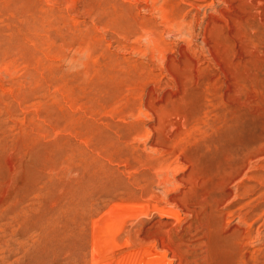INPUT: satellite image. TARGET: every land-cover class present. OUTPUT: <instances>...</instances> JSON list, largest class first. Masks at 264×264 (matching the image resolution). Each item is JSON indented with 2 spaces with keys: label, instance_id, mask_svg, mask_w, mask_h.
<instances>
[{
  "label": "rangeland",
  "instance_id": "rangeland-1",
  "mask_svg": "<svg viewBox=\"0 0 264 264\" xmlns=\"http://www.w3.org/2000/svg\"><path fill=\"white\" fill-rule=\"evenodd\" d=\"M152 4L0 0V264L264 253V0Z\"/></svg>",
  "mask_w": 264,
  "mask_h": 264
},
{
  "label": "bare ground",
  "instance_id": "bare-ground-1",
  "mask_svg": "<svg viewBox=\"0 0 264 264\" xmlns=\"http://www.w3.org/2000/svg\"><path fill=\"white\" fill-rule=\"evenodd\" d=\"M153 1V4H154V1L155 0H152ZM166 1V0H165ZM156 3V2H155ZM152 4V5H153ZM163 6V5H162ZM162 8V7H161ZM164 9V8H163ZM162 9V10H163ZM161 10V11H162ZM164 12V11H163ZM162 13V12H161ZM165 13H167V11L165 12ZM165 16V15H164ZM166 18V17H165ZM168 20H170V19H168ZM174 22V21H173ZM140 28V27H139ZM244 30V29H243ZM248 37V36H247ZM251 41V40H250ZM216 112V111H215ZM162 146V145H161ZM248 154V153H247ZM225 155V154H224ZM251 156V155H250ZM232 158V157H231ZM218 166V165H217ZM239 166V165H238ZM224 169V168H223ZM74 174V173H73ZM168 174V173H167ZM166 174V175H167ZM215 175V174H214ZM237 175V174H236ZM231 176V175H230ZM155 178V177H154ZM164 178H166V177H164ZM189 179V178H188ZM229 179V178H228ZM110 180V179H109ZM168 181V180H167ZM107 183V182H106ZM189 183V182H188ZM108 184V183H107ZM261 184V183H260ZM168 185V184H167ZM261 186V185H260ZM241 187V186H240ZM248 186H243V192L245 191H249L248 190ZM257 189V188H256ZM239 192V191H238ZM243 192H241L242 194H243ZM246 193H248V192H246ZM238 194V193H237ZM242 194H239V195H242ZM245 194V193H244ZM243 194V195H244ZM242 195V196H243ZM246 195V194H245ZM71 197V196H70ZM76 197V196H75ZM241 197V196H240ZM217 198V197H216ZM239 198V197H238ZM244 198V197H243ZM78 199V198H77ZM237 199V198H236ZM241 199V198H240ZM240 199H238V200H235L236 201V203H239L240 202ZM216 200V199H215ZM217 201V200H216ZM217 203H219V201L217 202ZM235 203V204H236ZM241 204V203H240ZM229 205V204H228ZM259 205V204H258ZM259 206H257L256 205V207H253L254 209L252 210L251 208V212H250V210H248V212H250V214H246V213H240L239 214V217L240 218H242V220H243V218L245 219V218H248L250 215H252L253 213H254V211L258 208ZM66 208V207H65ZM207 208V207H206ZM209 208V207H208ZM216 208V207H215ZM219 209V208H218ZM248 209V208H247ZM65 210V209H64ZM72 210H74V209H72ZM168 210H169V208H168ZM204 210V209H203ZM66 211V210H65ZM171 211V210H170ZM170 211H168L169 212V214H170ZM214 211H215V209H214ZM205 212V211H204ZM216 212V211H215ZM215 212H213V213H215ZM66 213V212H65ZM176 213V212H175ZM256 213V212H255ZM172 214V213H171ZM209 214V213H208ZM62 215V214H61ZM173 215V214H172ZM216 215V214H215ZM256 215V214H255ZM169 216H171V215H169ZM198 216V215H197ZM78 217V216H77ZM68 218H71V217H68ZM173 218V217H172ZM252 218H253V216H252ZM175 219V218H174ZM214 219H215V217H214ZM213 219V220H214ZM71 220V219H70ZM212 220V221H213ZM246 220V219H245ZM253 220V219H252ZM57 221H59V220H57ZM62 221V220H61ZM64 221H65V219H64ZM68 221H69V219H68ZM72 221V220H71ZM70 222V221H69ZM69 222H67V223H69ZM160 222V221H159ZM179 222V221H178ZM198 222V221H197ZM62 223V222H61ZM67 223H66V225H67ZM169 223V222H168ZM200 223V222H199ZM213 223V222H212ZM211 223V226H213V224ZM60 224V223H59ZM58 224V226H60ZM63 224H64V222H63ZM72 224V223H71ZM167 224V223H166ZM189 224V223H188ZM195 224V223H194ZM205 224V223H204ZM217 224V223H216ZM77 225V224H76ZM218 225H219V223H218ZM217 225V226H218ZM57 226V227H58ZM160 226V225H159ZM162 226V225H161ZM188 226V225H187ZM209 226H210V223H209ZM214 226H216L215 225V223H214ZM63 227H65V229H66V226H64L63 225ZM68 228H69V226H67ZM179 227V226H178ZM44 228V227H43ZM71 228V231H72V226L70 227ZM70 228L69 229H67V233H69L68 231H70ZM121 226H118V227H116V230L119 232V230H120V232H121ZM195 228V227H194ZM203 228V227H202ZM205 228H207V227H205ZM216 228V227H215ZM214 228V230L212 229V227H211V229L213 230V231H216V229ZM55 229V228H54ZM60 229H61V227H60ZM210 229V228H209ZM219 229V228H218ZM42 230V229H41ZM61 230H63V229H61ZM109 230V229H108ZM165 230V229H164ZM167 230V229H166ZM45 231H47V230H45ZM58 231V230H57ZM130 231V230H129ZM160 231V230H159ZM170 231V230H169ZM209 231V230H208ZM59 232V231H58ZM61 232H66V230L64 231H61ZM73 232V231H72ZM107 232V231H106ZM124 233H128V232H125V231H123ZM155 232H157V230L155 231ZM166 232H168V231H165V233ZM211 232V231H210ZM46 234H48V231L47 232H45ZM112 233H113V231H112ZM111 233V234H112ZM160 233V232H159ZM202 233V232H201ZM206 233H208V232H206ZM205 232H204V234H206ZM45 234V235H46ZM58 234L59 233H57L56 234V236L55 237H57L58 236ZM65 234V233H64ZM69 234H71V232L69 233ZM128 234H130L131 235V232L130 233H128ZM127 234V235H128ZM153 234V233H152ZM167 234V233H166ZM242 234V233H241ZM249 234V233H248ZM36 235V234H35ZM60 235V234H59ZM68 234H66V236H67ZM75 235V234H74ZM125 235V234H124ZM155 235H156V233H155ZM185 235V234H184ZM196 235V234H195ZM203 235V234H202ZM206 235H208V234H206ZM210 235H212V233L210 234ZM216 235V234H215ZM229 236L231 235V234H228ZM250 235V234H249ZM62 237H66L65 235L63 236V235H61ZM72 236H73V234H72ZM147 236V235H146ZM151 236V235H150ZM197 236V235H196ZM200 236V235H199ZM205 236V235H204ZM213 236V235H212ZM211 236V237H212ZM216 236H218V234L216 235ZM74 237H76V236H74ZM112 237V236H111ZM125 237H127V236H125ZM133 239L135 240V242H136V244H134V246H136L137 248H136V252H134V254L132 253V255L134 256L133 257V259L131 260V262L129 261L128 262V264L130 263V264H174V263H172L173 262V260H174V256L176 255V253H177V256L179 255V253L176 251V250H174V249H172V248H170L169 247V245H168V241H166V242H168L166 245H163L162 244V242L160 243V245H162V246H159V242L157 243V242H155L154 240H149V241H147L145 238H143V237H141V236H139L137 233H134L133 234ZM162 237H164V236H162ZM168 237H169V235H168ZM191 237V236H190ZM210 237V236H209ZM214 237V236H213ZM221 238H222V236H220ZM226 238H228V236H225ZM233 237V236H232ZM248 237V236H247ZM263 237V236H262ZM68 238V237H67ZM70 238H71V236H70ZM136 238V239H135ZM188 238V237H187ZM206 238V237H205ZM216 238V237H215ZM62 238H60V239H57V240H61ZM181 239V238H180ZM192 239V238H191ZM199 239V238H198ZM212 239V238H211ZM210 239V243H211V240ZM214 239V238H213ZM225 239V238H224ZM233 239V238H232ZM240 239V238H239ZM63 240L64 239H62L61 241H62V243L64 244V242H63ZM69 240V239H68ZM71 240H72V238H71ZM77 240V239H76ZM121 240V239H120ZM127 240H129V239H126V241ZM188 240V239H187ZM193 240V239H192ZM110 241V240H109ZM163 241V240H162ZM172 241V240H171ZM194 241V240H193ZM221 241V240H220ZM71 242H73V241H71ZM113 242V241H112ZM187 242V241H186ZM204 242H206V241H203V243ZM208 242V241H207ZM62 243H60V245L62 244ZM68 243H69V241H68ZM164 243V242H163ZM172 243V242H171ZM194 243V242H193ZM132 244V243H131ZM205 244V243H204ZM236 244H237V242H236ZM71 245V244H70ZM91 245V244H90ZM197 245H199V243H197ZM196 245V246H197ZM201 246H202V243L200 244ZM209 245V244H208ZM214 245H215V243H214ZM238 245V244H237ZM92 246V245H91ZM94 246V245H93ZM205 246V245H204ZM212 246V245H211ZM95 247V246H94ZM113 247V246H112ZM203 247V246H202ZM201 247V248H202ZM79 248V247H78ZM116 248H117V246H116ZM119 248V247H118ZM175 248V247H174ZM204 248H206V247H204ZM213 248V247H212ZM96 249V248H95ZM120 249V248H119ZM135 249V248H134ZM200 249V248H199ZM208 249V248H207ZM209 249H210V247H209ZM242 249V248H241ZM75 250V249H74ZM79 250V249H78ZM173 250H174V252H173ZM179 250V249H178ZM196 250H198V249H196ZM204 250H206V249H204ZM204 250H203V254H205L204 253ZM213 250V249H212ZM226 250V249H225ZM95 251H97V250H95ZM94 251V252H95ZM113 251V250H112ZM133 251V250H132ZM228 251V250H227ZM227 251H225V252H227ZM56 252H58V251H56ZM70 252H72V251H70ZM92 252H93V249H92ZM98 252V251H97ZM113 252H115V251H113ZM171 253V255L170 256H168V257H166V255H167V253ZM181 252V251H180ZM185 252V251H184ZM189 252V251H188ZM198 252V251H197ZM59 253V252H58ZM91 253V252H90ZM129 253V252H128ZM127 253V254H128ZM200 253V252H199ZM93 254V257H94V253H92ZM98 254V253H97ZM96 254V255H97ZM115 254V253H114ZM131 254V253H130ZM181 255H182V252L180 253ZM202 254V255H203ZM211 255H213V253L211 252L210 253ZM210 254L209 255H207V253H206V255L208 256V257H210ZM227 254V253H226ZM230 254V253H229ZM91 255V254H90ZM95 255V256H96ZM199 255H201V253L199 254ZM201 255V256H202ZM231 255V254H230ZM230 255H228V256H230ZM57 256H58V254H57ZM192 257H193V255H191ZM197 256V255H196ZM242 256V255H241ZM241 256H239L238 257V260L239 259H241V261H242V258H244V257H241ZM90 257H92V256H90ZM112 257V256H111ZM125 257V256H124ZM128 257V256H127ZM183 257H184V259L187 261V259H186V257L183 255ZM198 257V256H197ZM206 257V256H205ZM213 257V256H212ZM225 257H227V255L225 256ZM69 257H67V259L66 260H70V259H68ZM71 258H73V257H71ZM130 258V257H129ZM132 258V257H131ZM179 259H178V261L176 262V264H181L183 261H181V259H180V257H178ZM190 258V257H189ZM230 258V257H229ZM231 258H232V256H231ZM230 258V259H231ZM63 259V258H62ZM74 259V258H73ZM183 259V258H182ZM197 259V258H196ZM202 259V258H201ZM207 259V258H206ZM205 259V260H206ZM225 259V258H224ZM117 260H119V258L117 259ZM129 260V259H128ZM198 260H200V259H197V261ZM229 260V259H228ZM186 261H184L183 263H185ZM194 261V260H193ZM196 261V260H195ZM202 261V260H201ZM201 261H200V263H201ZM207 261H209V259H207ZM231 261V260H230ZM229 261V262H230ZM234 261V260H233ZM237 261V260H236ZM236 261H234V262H236ZM240 261V260H239ZM251 261V260H250ZM66 262V261H65ZM70 262V261H69ZM68 262V263H69ZM75 262V261H74ZM73 262V263H74ZM118 262V261H117ZM125 262H126V260H125ZM189 262V261H188ZM203 262H205V261H203ZM209 262H211V261H209ZM228 262V264H230ZM244 262H245V264H264V253H257V255H254L253 256V259H252V262H247V261H245L244 260ZM71 263H72V260H71ZM70 263V264H71ZM198 263H199V261H198ZM233 263V262H232ZM106 264V263H105ZM110 264V263H109ZM189 264V263H188ZM205 264H207V263H205ZM223 264H224V261H223ZM225 264H227V263H225ZM236 264V263H235ZM238 264V263H237ZM243 264V263H242Z\"/></svg>",
  "mask_w": 264,
  "mask_h": 264
},
{
  "label": "clouds",
  "instance_id": "clouds-1",
  "mask_svg": "<svg viewBox=\"0 0 264 264\" xmlns=\"http://www.w3.org/2000/svg\"><path fill=\"white\" fill-rule=\"evenodd\" d=\"M89 55H90V53H89ZM65 65H66V67H69V68H71V66H72V64H73V58L70 56L67 60H65ZM73 70H75V69H73Z\"/></svg>",
  "mask_w": 264,
  "mask_h": 264
}]
</instances>
